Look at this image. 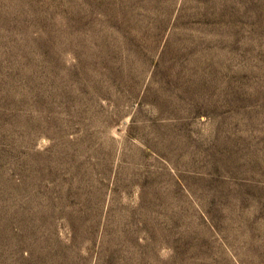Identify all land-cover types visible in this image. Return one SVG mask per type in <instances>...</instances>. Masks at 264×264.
<instances>
[{
  "label": "rangeland",
  "instance_id": "obj_1",
  "mask_svg": "<svg viewBox=\"0 0 264 264\" xmlns=\"http://www.w3.org/2000/svg\"><path fill=\"white\" fill-rule=\"evenodd\" d=\"M0 264H264V0H0Z\"/></svg>",
  "mask_w": 264,
  "mask_h": 264
}]
</instances>
